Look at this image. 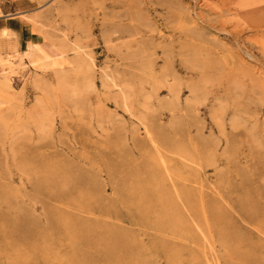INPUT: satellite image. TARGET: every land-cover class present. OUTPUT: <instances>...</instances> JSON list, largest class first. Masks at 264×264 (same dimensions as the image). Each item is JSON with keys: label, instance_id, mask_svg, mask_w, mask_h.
<instances>
[{"label": "rangeland", "instance_id": "1", "mask_svg": "<svg viewBox=\"0 0 264 264\" xmlns=\"http://www.w3.org/2000/svg\"><path fill=\"white\" fill-rule=\"evenodd\" d=\"M111 1L0 0L22 22V51L33 39L73 63L62 86L51 61L46 71L28 59L13 72L0 66V167L13 174L7 186L38 219L44 203L72 224L91 223L94 235L113 230L132 244V254H97L94 264H264V225L249 224L240 202L249 194L264 206V0H122L128 6L115 8ZM114 17L141 22L142 34L107 46L100 30ZM91 50L92 77L81 81L71 69ZM143 56L154 58L157 80L137 65ZM168 61L175 79L166 82ZM159 128L172 145L157 136ZM33 152L46 157L50 174L87 183L64 188L62 198L37 196L25 164ZM137 168L158 171L175 216L157 203L141 220L131 199L139 193L120 188ZM211 203L248 241H222ZM72 243L65 237L51 245L47 264H72Z\"/></svg>", "mask_w": 264, "mask_h": 264}, {"label": "bare ground", "instance_id": "2", "mask_svg": "<svg viewBox=\"0 0 264 264\" xmlns=\"http://www.w3.org/2000/svg\"><path fill=\"white\" fill-rule=\"evenodd\" d=\"M128 6V1L112 0L111 6ZM118 19V17H117ZM116 17L107 24L106 27L102 24V33H107L104 44L113 43L116 39L123 38L126 34L130 36H138L142 34V23L138 22L136 28L132 24H121V20L117 21ZM133 21V20H132ZM134 22V21H133ZM89 31H87L88 33ZM0 35L7 36L8 31L3 30ZM117 36V37H116ZM45 38V37H44ZM94 50L89 52H82L78 54L76 65L71 71H76L78 79L90 81L92 77V67L94 65ZM166 55V53H163ZM168 57L172 59V54L167 53ZM28 59L35 67H39L46 71L49 66L47 63L51 61L50 66L53 68V75L56 83L64 85L67 83V73L70 72V66L73 64L66 58L65 51L59 57H51L41 49L38 42L30 39L27 49L25 51H18L14 48L10 53L3 56L0 53V66L3 70L13 72L16 68L15 65H23V61ZM155 60L152 57H141L137 61V65L145 68L148 75L154 81L158 76L154 71ZM163 78L169 82V78L174 80L173 77V62L168 61L165 63V69L162 72ZM83 79V80H82ZM156 84V82H155ZM161 87H158V90ZM172 89V86H169ZM157 90V89H156ZM125 104H128V93L121 89ZM157 136L167 145H172V140L165 137L166 131L159 128L157 129ZM153 140V139H152ZM153 142V141H152ZM156 151L160 148L155 147ZM16 153V152H15ZM15 155V154H14ZM31 165L26 161L27 166H31V171H34L35 181L33 190L37 196L45 198L47 195L54 197H65L63 192L64 188H71L77 184H86L87 178L79 176L77 179H71L60 175V171L54 170L51 174L47 170V160L44 155L32 153L30 155ZM16 158V155L14 156ZM36 163V165H35ZM2 167V166H1ZM0 167V203L6 205L8 212L0 208V264H47L51 255V245L61 242L62 238H68L73 243L68 253V257L72 264H94L96 255L99 254L103 258L109 260L124 257L132 254V244L127 238L113 230H102L101 233L94 235V226L91 223L77 222L72 224L66 217H59L46 208L42 204V219L36 218L23 204L19 203L16 193L9 189L7 186L8 181L13 180V174L10 171L2 170ZM146 167V166H145ZM118 168H114V174L117 173ZM144 176L150 179L145 184H142ZM63 177V178H62ZM153 180L156 183H153ZM88 192H90L89 187ZM122 191H133L139 193V197H131L132 201L138 206V215L145 221L146 216L151 210L159 203L160 208L164 212L169 211L168 215L175 216L177 209L169 199H165V191L162 183L159 181L158 171L137 168L134 172L126 175L120 183ZM87 192V191H86ZM153 197H157L153 201ZM187 199H191V195H186ZM44 201V199H43ZM242 211L245 213L246 219L249 224H263L264 225V206H261L254 197L249 194H244L240 199ZM0 204V207H1ZM211 219L218 229L222 241L229 245H240L248 241L240 230L234 227L229 215L215 203L210 204ZM46 220V222H45ZM159 228L167 227L163 222L158 224ZM261 227V226H260ZM173 230V228H171ZM106 241V245L99 249L93 247L97 240ZM90 247L86 251L83 248ZM92 247V248H91ZM120 251L121 255L118 254ZM254 254L250 256L254 259ZM248 258V259H250Z\"/></svg>", "mask_w": 264, "mask_h": 264}, {"label": "crops", "instance_id": "3", "mask_svg": "<svg viewBox=\"0 0 264 264\" xmlns=\"http://www.w3.org/2000/svg\"><path fill=\"white\" fill-rule=\"evenodd\" d=\"M4 9L5 7L0 4V33L3 30L8 31L7 36L0 35V53L2 55L10 53L14 48L22 51L26 45L24 27L19 26L21 21L12 13L4 11Z\"/></svg>", "mask_w": 264, "mask_h": 264}]
</instances>
